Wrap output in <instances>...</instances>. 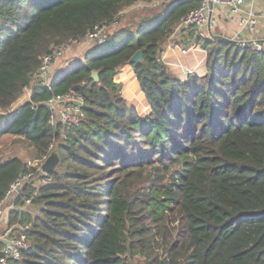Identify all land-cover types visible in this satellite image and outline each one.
<instances>
[{"label":"trees","instance_id":"1","mask_svg":"<svg viewBox=\"0 0 264 264\" xmlns=\"http://www.w3.org/2000/svg\"><path fill=\"white\" fill-rule=\"evenodd\" d=\"M137 2L160 6L124 27L122 12ZM199 4L0 1V139L21 136L39 159L59 158L51 183L25 185L8 213V226H28L30 247L0 264H264V52L218 36L198 40L205 76H173L164 45ZM103 27L101 44L9 112L43 55ZM183 33L175 44L187 49L196 30ZM138 50L143 62L131 67L151 110L145 117L114 81ZM75 86L83 87L73 92L84 99V118L51 127L45 103ZM29 170L18 157L0 163V201ZM28 199L39 215L26 210Z\"/></svg>","mask_w":264,"mask_h":264},{"label":"built area","instance_id":"2","mask_svg":"<svg viewBox=\"0 0 264 264\" xmlns=\"http://www.w3.org/2000/svg\"><path fill=\"white\" fill-rule=\"evenodd\" d=\"M245 2L246 0H200L199 6L178 23L170 39H180L183 30H186L190 26L195 28L198 40L210 39L212 36L209 31L216 26V20L211 17L215 8L224 10L229 17L237 16L238 26L241 30H253L259 18L264 21V4L262 13L260 16H257L253 12H243ZM115 25L116 24L114 23L113 26ZM106 29V27L96 29L94 32L87 34L82 41L87 40L93 41L96 44H101L104 40V31H106ZM231 42L240 50L247 49L251 52H263L262 46L255 41L248 42L246 40H232ZM78 43L79 42L75 40L68 41L66 44L54 47L49 54L41 57L39 68L32 76L30 86L26 88L29 89L28 91L30 95L28 102L31 100L33 88H49L52 78L50 73L52 63L55 60L60 59L65 51L72 45ZM196 47L197 44H192L189 49H181L178 45H175L174 49L180 50L183 54L186 53L187 50ZM76 60L78 59L71 60L68 64H65L63 69L73 65ZM45 106L48 109V124L51 127L61 125L63 129H68L69 127L77 126L84 118V99L80 94L73 91H69L62 95H53L45 103ZM33 109H37L36 105ZM48 156L49 153L42 156L35 166H28L30 170L27 173L20 175L9 185L6 194L0 201V253L3 254V257L0 258V263L4 262L7 258L19 260L21 253L30 247V240L23 232L28 226L24 228L16 224L8 226L7 218L9 211L14 208L15 202L25 185H32L33 183L35 186L37 183L43 185L51 183V179L42 171V164ZM30 203V199L26 200L25 206H29Z\"/></svg>","mask_w":264,"mask_h":264},{"label":"rangeland","instance_id":"3","mask_svg":"<svg viewBox=\"0 0 264 264\" xmlns=\"http://www.w3.org/2000/svg\"><path fill=\"white\" fill-rule=\"evenodd\" d=\"M159 2H153V3H144V2H137L133 6H131L128 9H125L122 14L125 15V19L121 22V25L124 27L134 29L135 25L142 20L143 18L149 17L152 15V12H155L159 9ZM118 26L111 27L108 32L113 31L114 29H117ZM179 41L178 39H169L166 44L164 45L163 53L161 54V60H164V55L167 50L174 49V46L176 42ZM95 44L93 41H81L76 45H72L69 49H72L74 47H78V50L83 47L86 49L87 45L92 46ZM181 49L182 46L178 45ZM188 47L187 49H189ZM172 51V50H171ZM174 51L180 55H183L180 53V50L174 49ZM172 53V52H170ZM225 51L223 52V54ZM81 54V53H80ZM79 54L77 53V56ZM164 56V57H163ZM75 60L76 58H72ZM167 60V59H166ZM163 62V61H162ZM172 64V62H170ZM128 65V64H127ZM183 69L178 68L174 69L170 73L178 77L181 81H185V74H191V71H188L190 68L183 67L181 64H179ZM125 67V66H124ZM123 67V68H124ZM167 67V66H166ZM168 68V67H167ZM121 70V71H120ZM119 71L122 72V69ZM130 75L125 78L122 76L125 80H123L122 84V90H121V97L126 102L127 105L133 106L136 110L138 116L145 117L147 114L150 113V107L145 99V96L143 92L139 88V84L137 85V82L135 81V76L133 75L132 69L129 70ZM188 71V72H187ZM119 72V74H120ZM118 74V75H119ZM187 74V75H188ZM194 74V73H192ZM118 75L115 76V81H117ZM196 75V74H195ZM187 77V76H186ZM29 89H25L22 93V95L18 98V100L12 105V109L9 112H12L13 110H16L24 103L28 102L29 100ZM56 144L54 145V147ZM21 158L24 162H26L27 166H35L39 160V157L36 155L35 148L28 143L23 137L21 136H12V135H5L0 139V163H3L11 158ZM57 168V167H56ZM55 168V169H56ZM31 213L32 216L39 215V207H33L29 206L27 209ZM161 253V249L160 252ZM130 264H137V261L134 260L130 261Z\"/></svg>","mask_w":264,"mask_h":264},{"label":"crops","instance_id":"4","mask_svg":"<svg viewBox=\"0 0 264 264\" xmlns=\"http://www.w3.org/2000/svg\"><path fill=\"white\" fill-rule=\"evenodd\" d=\"M263 4H264V0H246L243 7V12L244 13L253 12L257 16H260L263 10ZM211 17L216 20V26L211 28L209 31L212 37L218 36L228 41H232V40H246L248 42L255 41L262 46L264 52V21H262L260 18L258 19L257 24L253 30H241L240 27L238 26V21H237L238 17L237 16L229 17L222 9L215 8L211 14ZM192 44H197V47L191 50H187L186 53H183V55L176 53L174 49H171L172 51L167 50L165 52L166 55H164L165 57L163 56L164 60L162 59V61L168 67V70L170 72L178 68L183 69L179 65L181 64L183 67L190 68L188 71H191V73H194L199 77L205 76V74L207 73V64H208L207 51L201 48L200 44L198 43L197 37L191 42L190 46ZM90 47L91 46L87 45L86 49H84L83 47H81L79 50L78 47L67 49L60 59L55 60L52 63L50 68L51 75L53 76L61 69H63V66L65 64H68L71 60H73L72 58L82 59L84 53ZM183 49L186 48L183 47ZM77 53L79 54L78 56ZM170 62H172V64ZM130 69H132V67L126 65L124 68H122V72H120L121 70L119 71L120 74L118 72L119 75L118 74L117 75L119 79L117 81H115L114 79V81L120 84L123 83V80L125 79L122 76L127 78V76L130 75V71H129ZM132 72L134 75L135 73L133 69ZM187 74L185 75L187 76ZM135 81L137 82L138 85L136 76H135Z\"/></svg>","mask_w":264,"mask_h":264},{"label":"water","instance_id":"5","mask_svg":"<svg viewBox=\"0 0 264 264\" xmlns=\"http://www.w3.org/2000/svg\"><path fill=\"white\" fill-rule=\"evenodd\" d=\"M225 40V39H224ZM228 41V40H226ZM231 42V41H228ZM143 53L144 50H138L129 60L128 65H138L143 62ZM90 78L93 80V82L97 83L98 82V72L97 71H92L90 74ZM137 79V77H136ZM72 91H78L82 94L83 87L82 86H75L72 88ZM59 165V158L56 155L55 152H51L49 156L46 158L44 163L42 164V171L45 174H51L54 172L55 168ZM3 257V254L0 253V258Z\"/></svg>","mask_w":264,"mask_h":264}]
</instances>
